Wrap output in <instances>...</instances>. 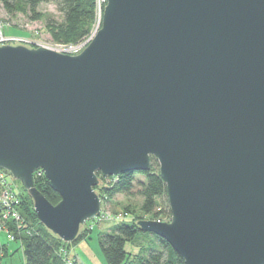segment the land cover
<instances>
[{"label":"water","instance_id":"obj_1","mask_svg":"<svg viewBox=\"0 0 264 264\" xmlns=\"http://www.w3.org/2000/svg\"><path fill=\"white\" fill-rule=\"evenodd\" d=\"M151 155L172 215L143 230L187 264H264V0H107L78 53L0 44V166L53 233L100 212L98 172Z\"/></svg>","mask_w":264,"mask_h":264},{"label":"trees","instance_id":"obj_2","mask_svg":"<svg viewBox=\"0 0 264 264\" xmlns=\"http://www.w3.org/2000/svg\"><path fill=\"white\" fill-rule=\"evenodd\" d=\"M4 8L9 12L22 10L29 12L30 17L41 19L44 13L38 9L41 2L47 0H0ZM62 19L49 18L46 26L50 30L53 40L64 42H75L87 35L93 27L96 19L95 0H53ZM8 32H12L10 29ZM137 172L144 175V179L137 178ZM100 179L105 178L98 172ZM117 180L111 184L99 182L94 187L99 194L106 198L113 197L119 192H130L137 180L138 191L142 196L140 209L146 213H152L151 218H160L157 206L162 197L167 201L166 182L159 173V162L155 155H151V167L148 170H126L116 175ZM110 177H113L110 175ZM34 184L53 203H57L61 196L48 181L44 172L35 171ZM21 213V219L13 217L6 220L8 229L13 232L14 238H20L25 252V264H66L60 252L61 246L70 247L71 244L88 235L93 228H83L72 241H66L53 233L38 217L34 208V201L27 188L20 190L17 203ZM2 206L0 203V210ZM127 211H131L127 208ZM142 217L135 215L112 221L111 232L100 236L99 242L105 257L103 264H187L183 256L177 252L169 242L154 234L159 245L142 247L136 253L127 251L124 247L126 239H135L143 230L137 220ZM94 227V226H93ZM2 254L7 255L8 248L5 244L1 246Z\"/></svg>","mask_w":264,"mask_h":264},{"label":"rangeland","instance_id":"obj_3","mask_svg":"<svg viewBox=\"0 0 264 264\" xmlns=\"http://www.w3.org/2000/svg\"><path fill=\"white\" fill-rule=\"evenodd\" d=\"M38 9L44 13V17L41 19H34L30 17L29 12L26 13L22 10H17L15 12L7 11L0 1V18L7 23L6 31L10 29L12 33L31 36L32 40L34 41L33 45H38L37 42H42V44L50 46L54 45L55 43L64 42L53 40L50 30L46 26V22L49 18L56 20L62 19V13L59 11L56 3L53 0L43 1L39 4ZM102 15L103 13L101 16L100 14H96L95 22L89 33H91L94 28L100 27ZM85 36L79 40L85 38ZM86 45L87 42L84 43L83 46L79 47L78 50L71 53H78ZM40 170L42 169L38 168L36 171L39 172ZM12 178L14 185L18 187L19 190H21L23 188L22 181L13 174ZM137 178L144 179V175L137 172ZM111 181L112 179L110 178V175H105V178L100 179V182L103 184H111ZM138 188L139 184L136 180L133 189L130 192H119L111 198H106L100 195L102 198V212L111 215L112 218H128L135 215H141L143 218H151V216H153L152 213H146L140 209L142 196L139 193ZM96 191L99 193L98 190ZM127 208H129L131 211H127ZM156 209L159 210L158 217H160L161 220L171 219L172 213L169 206L168 197L167 201L165 197H162ZM96 215L93 218L86 220L81 226V229H89L88 226L91 224V222L93 223L94 227L89 231L88 235L78 240L76 243L70 245L74 248L73 251L76 253L80 264H103L105 262V257L100 247L99 238L102 234L111 232L110 227L112 221L115 220L97 219ZM2 244L6 245L9 253L5 256H0V264H25L24 246L20 238H10L8 237L7 230L5 228H0V254H2ZM155 245H159V241L153 233L148 232H140L135 239H126L124 243L125 249L131 253L138 252L142 247Z\"/></svg>","mask_w":264,"mask_h":264},{"label":"built area","instance_id":"obj_4","mask_svg":"<svg viewBox=\"0 0 264 264\" xmlns=\"http://www.w3.org/2000/svg\"><path fill=\"white\" fill-rule=\"evenodd\" d=\"M95 2H96V14L97 15L100 14L101 16V14L103 13L104 5L106 4L107 0H95ZM6 25H7L6 21H3L0 18V44L24 43L31 46L34 44V41L32 40L31 36H26V35H21L6 31V27H7ZM97 28L98 27L94 28V30L91 33L87 34L85 38L77 42H62V43L59 42L50 46L63 52H69V53L74 52L78 50L79 47L83 46L84 43L86 42L88 43L91 40V38L97 31ZM37 43L38 45L42 44V42H37ZM41 171L42 170H40L39 173ZM112 176L113 177H110L112 180L118 179L116 175H112ZM19 195H20V190L18 187L14 185L11 172L6 168L0 166V203L2 206L0 210V228H5L8 232V237L10 238H14V234L8 229L6 220L11 217H13L15 220L21 219V213L19 211V208L17 207V203L19 201ZM96 217L97 219H101V220L121 219V218H112L111 215L102 212V209L96 215ZM88 227L93 228V223L91 222V224ZM73 250L74 249L71 246L67 247L63 245L60 247V252L66 264H75V255Z\"/></svg>","mask_w":264,"mask_h":264},{"label":"crops","instance_id":"obj_5","mask_svg":"<svg viewBox=\"0 0 264 264\" xmlns=\"http://www.w3.org/2000/svg\"><path fill=\"white\" fill-rule=\"evenodd\" d=\"M74 249V248H73ZM74 255H75V264H80L79 260H78V257L76 255V253L74 252Z\"/></svg>","mask_w":264,"mask_h":264}]
</instances>
